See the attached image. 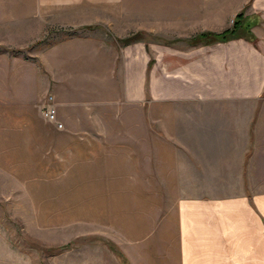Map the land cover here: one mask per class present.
<instances>
[{
	"label": "crops",
	"instance_id": "1",
	"mask_svg": "<svg viewBox=\"0 0 264 264\" xmlns=\"http://www.w3.org/2000/svg\"><path fill=\"white\" fill-rule=\"evenodd\" d=\"M235 20L231 39L191 40ZM0 26L51 33L47 66L94 65L92 102L140 114L123 122L143 130V154L157 130L184 193L174 264H264V0H0ZM65 82L51 80L61 112Z\"/></svg>",
	"mask_w": 264,
	"mask_h": 264
},
{
	"label": "rangeland",
	"instance_id": "2",
	"mask_svg": "<svg viewBox=\"0 0 264 264\" xmlns=\"http://www.w3.org/2000/svg\"><path fill=\"white\" fill-rule=\"evenodd\" d=\"M51 36L0 31V264H174L184 193L158 160L157 130L143 154V130L123 122L140 114L92 102L94 65L47 66ZM58 70L63 128L44 115Z\"/></svg>",
	"mask_w": 264,
	"mask_h": 264
},
{
	"label": "trees",
	"instance_id": "3",
	"mask_svg": "<svg viewBox=\"0 0 264 264\" xmlns=\"http://www.w3.org/2000/svg\"><path fill=\"white\" fill-rule=\"evenodd\" d=\"M238 21L235 20L234 25L232 28H229L221 33H215V32H203L198 35H196L191 40L193 42H199L203 40H209V41H217V40H228L235 36V28L237 27ZM130 40H125V42H129Z\"/></svg>",
	"mask_w": 264,
	"mask_h": 264
},
{
	"label": "built area",
	"instance_id": "4",
	"mask_svg": "<svg viewBox=\"0 0 264 264\" xmlns=\"http://www.w3.org/2000/svg\"><path fill=\"white\" fill-rule=\"evenodd\" d=\"M44 115L49 121L53 122L58 128L64 127V123L59 119L57 105L53 95L49 96L48 102L44 107Z\"/></svg>",
	"mask_w": 264,
	"mask_h": 264
}]
</instances>
